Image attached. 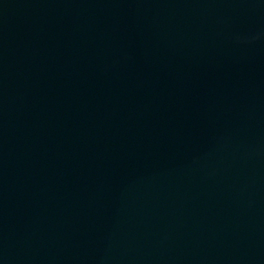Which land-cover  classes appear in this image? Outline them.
Returning <instances> with one entry per match:
<instances>
[{"label":"water","instance_id":"95a60500","mask_svg":"<svg viewBox=\"0 0 264 264\" xmlns=\"http://www.w3.org/2000/svg\"><path fill=\"white\" fill-rule=\"evenodd\" d=\"M0 264H264V0H0Z\"/></svg>","mask_w":264,"mask_h":264}]
</instances>
